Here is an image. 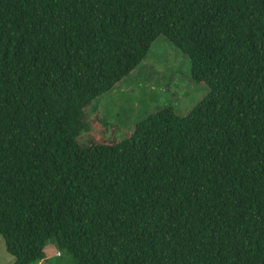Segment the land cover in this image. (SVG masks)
I'll return each instance as SVG.
<instances>
[{
    "label": "trees",
    "instance_id": "obj_1",
    "mask_svg": "<svg viewBox=\"0 0 264 264\" xmlns=\"http://www.w3.org/2000/svg\"><path fill=\"white\" fill-rule=\"evenodd\" d=\"M159 35L208 92L80 141ZM0 233L13 264H264V0H0Z\"/></svg>",
    "mask_w": 264,
    "mask_h": 264
},
{
    "label": "rangeland",
    "instance_id": "obj_2",
    "mask_svg": "<svg viewBox=\"0 0 264 264\" xmlns=\"http://www.w3.org/2000/svg\"><path fill=\"white\" fill-rule=\"evenodd\" d=\"M207 92V84L191 79L188 56L164 35H159L137 68L93 100L89 129L88 125L82 129L80 141L88 143L94 131L102 136L125 138L134 130L136 122L166 106L183 116ZM13 263L14 257L6 251L0 233V264ZM32 264L75 262L68 252H58L56 245L49 242L44 259Z\"/></svg>",
    "mask_w": 264,
    "mask_h": 264
}]
</instances>
